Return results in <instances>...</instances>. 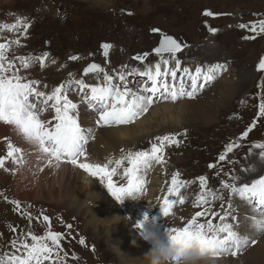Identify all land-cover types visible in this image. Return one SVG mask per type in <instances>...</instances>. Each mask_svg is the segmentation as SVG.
Returning <instances> with one entry per match:
<instances>
[{
	"label": "rangeland",
	"instance_id": "1",
	"mask_svg": "<svg viewBox=\"0 0 264 264\" xmlns=\"http://www.w3.org/2000/svg\"><path fill=\"white\" fill-rule=\"evenodd\" d=\"M82 1L0 0V24H13L17 19L26 18L31 25L27 38L20 36L19 32L9 33L5 30L2 33L3 38H0V43L5 42L4 38L19 37L22 46L18 48L13 46L15 55L39 56L45 52L49 53L43 70L37 62L27 71L21 70V74L26 75L28 79H37L42 84H47V90L50 91L53 87L68 80L69 73H73L76 79H85L87 83L94 76L91 74L87 77L80 76L84 68L91 63L100 64L113 75L115 73H112V69L119 70L121 65H127L128 71L132 68L143 70L145 64L154 65L159 60V57L152 51L160 41V33H154L152 31L154 28L160 29L162 33L172 35L178 41L188 45L181 53L177 54L183 67L194 69L197 65H210L220 61L227 63V71L208 84L195 99L182 98L173 102L175 104L187 103L182 109L185 110L189 119L181 118L180 124H166L157 131L149 129L150 133L145 134V132L137 136L129 148L124 149L125 152L147 149L150 147V142L158 135L180 133L181 135L177 137L182 141L180 145L178 147L173 145L166 149L168 162L157 174L160 180L158 186L166 190L165 182L170 181L173 172L179 170L181 178L189 180L206 174L210 178V186L219 189L220 179H228V177H216L215 170L208 169L207 165L216 162L224 145L230 140L238 138L256 119L258 112L260 96L257 93L261 92V89H258L257 84L261 77H264V71H257V65L264 57V34L257 35L255 39H243L244 36H252L255 33L249 29H241L238 25L240 23L251 24L264 19V0ZM205 10L217 15L205 16L203 14ZM209 27L219 29V31L212 34L209 32ZM102 43L113 45L107 62L102 55L100 47ZM145 52L149 53V56L143 63L132 59L137 54ZM73 55L82 59L70 60L69 57ZM53 60L55 63H52ZM144 79L146 78L135 75L129 77V80L132 81V85L129 84V87L138 88L139 84L135 82L137 80L141 82ZM242 79L246 84L239 88ZM101 81L102 79L97 83ZM228 87H232L230 95ZM235 87L238 88L235 90ZM70 98L74 102L80 100L78 93H73ZM169 102L160 100L150 109L158 105L169 104ZM83 110L86 111V107L82 105L81 113ZM148 112L127 126L136 125L143 117L148 116ZM93 113L96 114L94 111ZM47 115L49 114H45V116ZM91 115L87 117H91ZM43 118L45 119V117ZM95 127L102 129L108 126L100 128L95 125ZM185 132L186 135H183ZM9 133L12 135L5 137H9L15 145L27 149L25 152L28 163L24 165V168L27 165L30 166L33 159L36 162L39 161L34 156L33 149L24 146L17 139L20 137L15 134L13 128L10 127ZM96 136L97 130L94 131V137ZM93 142L94 139L88 145H92ZM256 142H264V118H260L249 136L241 141L243 146L229 154V159L237 161V163L235 165L226 164L225 171L234 167L236 171L233 174H243L242 180L238 183L250 182L254 177L258 178L257 175H253L246 177L247 180H245L248 172L241 171L244 169L242 164H246L245 161L251 156V153L254 152L257 156L256 153H260V149L253 147ZM5 152L6 141L2 137L0 139V155H4ZM121 155V150H119L118 158ZM43 162L44 165H47L45 161ZM262 162L264 164V161ZM8 166L12 167L11 164ZM35 167H28L29 172L20 170L22 167H19L15 174L0 170V192L7 195L9 199L21 201L22 209L27 208L29 204L32 205L29 210L34 216L43 210L52 219L53 230L67 233L68 230L60 223L62 219L65 224H70L67 221L71 218L68 217L69 209L66 206V198L57 200L55 190L59 186L61 176L58 177L52 171L46 174L43 170L42 174L39 173L37 176L40 179H36L37 169L40 168L34 169ZM153 173L154 169L150 170L147 177L151 178ZM23 176L26 177L22 178ZM24 179L26 184L23 182ZM19 182L22 187L17 189ZM198 191V185H192L185 189V195L188 196L185 205H177L168 217L163 215L159 206L155 211V215L160 211V216L155 218L157 223L168 226L169 229L183 226L195 211L199 210L192 207V201ZM225 197L226 203L227 191ZM220 203L221 201L217 200L213 206L219 210ZM235 203L239 206L236 209L237 215H239L242 212L239 208L244 204L239 198L235 199ZM244 206L248 207V205ZM249 208L251 209V206ZM0 210V252L15 251L11 248L10 241L19 236L22 231L26 232L29 229L28 220L19 211L14 210V206L5 201L3 197H0ZM201 222H204L203 218ZM8 225L16 227L17 232H11ZM31 227L36 234L40 235L43 234L46 225L34 222ZM81 227H84V224ZM72 230L73 227L71 235L63 242V247L70 254L75 253L79 259L72 260L70 255V264H116L115 253L113 254L111 251L113 254L111 259L102 255H93V249L91 250V246L86 245V240L85 245H80L79 235L74 234ZM262 236L264 234H257L250 238L258 242ZM256 247V244L249 245L245 251ZM245 251L241 253H245ZM241 253L236 257L229 255L221 258L231 257L239 260ZM210 259L212 260V258ZM246 263L240 259L236 264Z\"/></svg>",
	"mask_w": 264,
	"mask_h": 264
},
{
	"label": "snow or ice",
	"instance_id": "2",
	"mask_svg": "<svg viewBox=\"0 0 264 264\" xmlns=\"http://www.w3.org/2000/svg\"><path fill=\"white\" fill-rule=\"evenodd\" d=\"M205 16L217 15L209 10ZM30 22L17 19L13 24H0V38L7 30L19 32L20 36L27 38ZM241 29H249L255 35L244 36L243 39H255L257 35L264 34V19L251 24L240 23ZM160 33V41L152 51L159 60L154 64H145L143 70L132 68L128 71L127 65H121L119 70L112 69L110 74L105 67L98 63H91L83 70V76L93 75L98 81L88 84L85 79H76L69 73V79L48 91V85L40 80L28 79L21 74L37 62L41 70L46 66L45 60L49 53L42 55H15L13 46L21 47V39L4 38L0 43V124L10 126L15 134L31 146L36 158L45 161L47 166L53 164L58 168L61 164H70L79 168L87 175L98 178L108 189L109 193L120 203L124 197L133 193L143 195L147 185V174L156 165H166V149L170 146H179L182 142L177 139L180 133L158 135L150 142V147L127 152L121 149L119 158H107L105 163H92L89 160L87 146L94 137L95 129L84 127L81 123V106L97 114L95 125L97 127L129 125L145 115L158 101L176 102L182 98L195 99L204 88L214 82L220 74L227 71V63H214L210 65H197L194 69L183 67L178 53L188 45L178 41L171 35L162 33L160 29H152ZM219 29L209 27V32L215 34ZM102 55L107 62L113 45L102 43ZM149 53L137 54L132 59L143 63ZM70 60L82 59L73 55ZM18 62V63H17ZM55 63V60L52 61ZM173 65V66H170ZM257 71H264V57L257 65ZM146 78L143 83L137 80L139 87H129L131 76ZM260 96L256 119L243 131L238 138L230 140L223 147L215 163H209L208 169L215 170L216 177L220 179L219 189L210 186L208 175H200L194 180L181 178L179 170L173 172L170 181H166V191L157 199L165 217H168L177 205H185L188 196L184 190L192 185H198L199 191L192 201L195 211L187 222L181 227H172L169 230V239L183 248L196 246L201 253L209 258L232 256L236 257L245 251L249 245L257 243L247 234L249 222L254 234H264V174L250 182L238 183L242 180L240 175L233 174L236 170L231 168L225 171L226 164L235 165L237 161L229 159V154L240 149L249 133L257 126V121L264 118V77L257 84ZM78 93L79 102H74L70 96ZM45 114H52L51 118L44 119ZM186 135V132L183 134ZM6 141V152L0 155V170L15 174L19 167L28 163L26 152L17 146L9 137ZM253 147L260 149V158L264 160V142H256ZM251 151V149H250ZM11 164L12 167L8 165ZM126 165V166H125ZM123 169L118 176V170ZM43 169H41L42 171ZM245 172H255L256 169H241ZM126 183H118V180ZM231 181V182H229ZM222 190L228 193L227 202ZM0 197L14 206L29 223V229L21 232L19 236L10 241L15 251L0 252V264H70L78 260L75 253H69L63 247V242L71 235L72 224L60 223L68 230L67 233L53 230L52 219L42 210L34 216L27 208L21 206V201L9 199L0 192ZM244 205L251 206L253 215L247 219L238 217L236 209L239 207L235 199ZM221 201L219 210L213 205ZM203 218L204 222H201ZM148 217L145 215L144 220ZM46 225L43 234H36L31 225L33 223ZM136 228H143V220L138 221ZM11 232L16 233L17 228L8 225ZM243 229V234H242ZM79 244L85 245L81 236Z\"/></svg>",
	"mask_w": 264,
	"mask_h": 264
},
{
	"label": "bare ground",
	"instance_id": "3",
	"mask_svg": "<svg viewBox=\"0 0 264 264\" xmlns=\"http://www.w3.org/2000/svg\"><path fill=\"white\" fill-rule=\"evenodd\" d=\"M103 1L105 2L106 0ZM82 2H84V0ZM219 63L222 62L220 61ZM240 81L241 83L237 84H239V88H242L246 82L243 79ZM97 82L98 80L94 77L90 78L87 83L96 84ZM231 88L232 87H228L229 95L232 91ZM237 88L235 87V90ZM186 105L187 103L175 104L170 101L169 104L158 105L153 109H150L148 116L143 117L134 126H108L107 128L104 127L102 129H96L95 121L93 120L94 115L88 114L84 111L81 115L82 126L92 127L97 130V136L94 138L93 144L87 146L90 162L105 163L109 157L118 158L117 155L119 150L129 148L131 143L136 140L137 136L142 135L145 132V134H147L150 130L157 131L166 124H177L181 121V118L183 120L184 118L189 119V116L185 114V110L182 109L183 106ZM51 115L52 114H49L44 117L45 119H49L51 118ZM90 115L91 117H87ZM95 115V117L98 118L97 114ZM190 118H193V116H190ZM9 132L10 126L0 124V139L7 135H12ZM17 139L24 146L31 147L21 138ZM256 154H258V156L260 155V153ZM34 156H36V154ZM258 156L252 153L245 161L246 164H242L244 169L253 167L256 169L255 172H248L247 175L245 174V180H247L246 177L264 174V164L262 162L264 160L260 157L258 158ZM33 166H36L34 169H43L46 174L49 171H52L58 177L61 176L59 186L55 188L57 192V200L66 198V206L69 209L68 217L71 218L67 221L73 225L72 232L79 235V237L82 236L86 240V245L88 247L91 246V250L93 249V255H102L111 259V256L115 253V256L117 257V259L115 257L116 264H149V258L146 254L151 249L152 244L144 238L146 235H154L165 247L169 246L170 229L167 226L164 227L163 224L157 223V220H155V211L158 209L160 203L157 198L162 196L164 191H166L162 189L161 186H158L160 180L157 174L159 170L162 169L161 165L153 167L154 175L151 178L147 177L148 182L141 198L139 200H132L126 196L123 199V203L118 202L98 178L90 177L81 169L74 168L70 164H61L58 168L53 164V166L49 167L44 165L43 161L39 160L36 162V160L33 159L30 166L27 165L25 168L23 166L20 170L23 169L26 172H29L28 167ZM40 169H37L38 173L35 177L36 179H40V177L37 176L39 173L42 174L43 172V170L41 171ZM120 174H122V171L119 169L118 176ZM240 176L243 177L244 175L240 174ZM25 177L26 176H23L22 178ZM117 180L118 183H126V180L119 178H117ZM23 182L26 184L25 179ZM243 182L244 181L241 183ZM20 187H22V184L19 182L17 189H20ZM239 210L242 212L239 213L238 217L244 219H247L254 214L249 206L242 205ZM145 215H147L148 219L143 230L136 228L134 225L138 221L144 220ZM82 224H84V227H81ZM254 232L255 230L251 228L249 222L247 234L250 237H254L257 235L254 234ZM256 246V248H250L248 251H245V253H241L242 256L240 255L238 259H242L245 263L247 261L246 264H264V236L260 237ZM209 260L211 261V264L239 263V260L231 257H216L212 258V260L209 258ZM198 264H203V261L198 262Z\"/></svg>",
	"mask_w": 264,
	"mask_h": 264
},
{
	"label": "clouds",
	"instance_id": "4",
	"mask_svg": "<svg viewBox=\"0 0 264 264\" xmlns=\"http://www.w3.org/2000/svg\"><path fill=\"white\" fill-rule=\"evenodd\" d=\"M141 196L139 193L128 195L132 200H139ZM146 223L147 220H143V228ZM144 238L152 244L151 249L146 254L149 258V264H198L200 261H203V264H211L209 257L201 253L196 246L183 248L170 241L169 246L165 247L154 235L148 234Z\"/></svg>",
	"mask_w": 264,
	"mask_h": 264
},
{
	"label": "water",
	"instance_id": "5",
	"mask_svg": "<svg viewBox=\"0 0 264 264\" xmlns=\"http://www.w3.org/2000/svg\"><path fill=\"white\" fill-rule=\"evenodd\" d=\"M172 36V35H171ZM174 37V36H173Z\"/></svg>",
	"mask_w": 264,
	"mask_h": 264
}]
</instances>
